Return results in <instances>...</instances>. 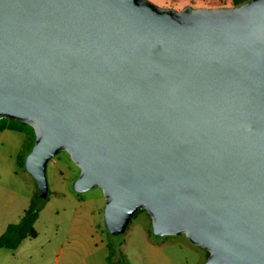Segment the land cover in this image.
Segmentation results:
<instances>
[{
    "label": "water",
    "instance_id": "95a60500",
    "mask_svg": "<svg viewBox=\"0 0 264 264\" xmlns=\"http://www.w3.org/2000/svg\"><path fill=\"white\" fill-rule=\"evenodd\" d=\"M30 126L38 196L65 151L122 233L144 210L204 264H264V0H0V120Z\"/></svg>",
    "mask_w": 264,
    "mask_h": 264
},
{
    "label": "rangeland",
    "instance_id": "374dc122",
    "mask_svg": "<svg viewBox=\"0 0 264 264\" xmlns=\"http://www.w3.org/2000/svg\"><path fill=\"white\" fill-rule=\"evenodd\" d=\"M27 138L23 132L0 131V236L9 224L20 221L31 198L38 194L31 175L17 165V158L25 154ZM78 174L65 151L48 161V193L41 198L33 225L36 237L24 239L13 250L0 248V264H122L126 259L129 264H200L204 249L184 235H154L145 211H137L122 233L110 234L101 189L75 191ZM146 243L159 245L161 252L146 256Z\"/></svg>",
    "mask_w": 264,
    "mask_h": 264
},
{
    "label": "trees",
    "instance_id": "16d2710c",
    "mask_svg": "<svg viewBox=\"0 0 264 264\" xmlns=\"http://www.w3.org/2000/svg\"><path fill=\"white\" fill-rule=\"evenodd\" d=\"M245 1L247 0L236 1L234 5L235 6L240 5ZM5 129L23 132L28 135L27 141L23 143L25 154L24 156L17 158V165L20 168L24 169L25 156L30 151L34 141L33 130L30 126H28L25 123L15 120L1 119L0 131H3ZM41 204H42V199L38 196V194H35L31 198L27 209L23 212L20 221L15 224H9L5 232L0 236V248L13 250L16 249L24 239L36 237V231L33 225L38 217ZM140 211H144V210H140ZM205 254L207 257L208 256L207 251H205ZM122 264H127V261L123 260Z\"/></svg>",
    "mask_w": 264,
    "mask_h": 264
},
{
    "label": "crops",
    "instance_id": "0c3cea01",
    "mask_svg": "<svg viewBox=\"0 0 264 264\" xmlns=\"http://www.w3.org/2000/svg\"><path fill=\"white\" fill-rule=\"evenodd\" d=\"M156 4L162 7L174 8L180 10L186 6H191L193 8H217V7H233L236 1L242 0H153ZM143 252L147 256L148 252H153L157 255L161 252V247L157 244L146 243L143 247ZM206 260V254L200 260V264H204ZM127 264H129L126 259Z\"/></svg>",
    "mask_w": 264,
    "mask_h": 264
}]
</instances>
